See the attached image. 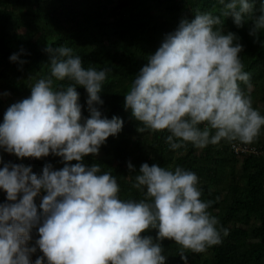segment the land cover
<instances>
[{
  "label": "clouds",
  "instance_id": "9594fccd",
  "mask_svg": "<svg viewBox=\"0 0 264 264\" xmlns=\"http://www.w3.org/2000/svg\"><path fill=\"white\" fill-rule=\"evenodd\" d=\"M255 2L219 0L218 14L197 10L164 35L124 95L139 133L166 132L164 142L177 156L189 144L196 149L221 141L248 144L260 135L264 116L240 86L252 88L240 58L243 45L236 33L224 30L227 18L238 29L248 24L253 42L264 47V0L260 15L254 14ZM44 51L50 74L32 84L29 97L8 107L0 149L19 159L53 155L64 166L54 170L45 164L39 176L23 164L0 168V190L6 193L0 203V264H33L37 249L43 255L34 264H166L164 240L178 245L188 264L186 253L220 244L228 229L218 230V218L208 211L212 201L201 200L194 172L147 162L137 171L129 162L128 182L143 193L136 201L121 199L116 177L101 174L99 164H84L124 123L117 116L102 117L100 110L99 93L110 69H85L68 46L47 44ZM65 80L71 83L55 84ZM78 87L87 93V118ZM33 229L39 238L30 246ZM151 230L155 237L144 235Z\"/></svg>",
  "mask_w": 264,
  "mask_h": 264
},
{
  "label": "trees",
  "instance_id": "16d2710c",
  "mask_svg": "<svg viewBox=\"0 0 264 264\" xmlns=\"http://www.w3.org/2000/svg\"><path fill=\"white\" fill-rule=\"evenodd\" d=\"M221 7L219 0H0V88L8 98L30 96L32 84L50 74L49 54L44 51L47 44L71 47L85 69H110L99 93L104 101L100 110L102 117L117 116L124 123L116 136L107 138L98 155L84 158V164H99L101 174L110 172L116 177L120 198L136 201L143 193L128 182L129 162L137 171L147 162L171 169L178 165L194 172L199 178L201 200L212 201L208 211L218 218V230L222 226L228 235L221 232V243L204 252L186 253L188 264H264V137L259 135L248 144L221 141L204 149L189 144L177 156L164 142L166 132L139 133L138 122L124 108V95L131 82L164 35L174 31L182 18H194L197 10L218 14ZM260 7L261 0H256L255 15L261 14ZM248 28L246 24L238 29L231 18L224 19L225 32L240 37L243 70L250 74V92L242 83L240 86L262 115L264 105L258 106V102H264V47L253 42ZM40 31L44 34L39 35ZM13 54L18 55L16 62L10 60ZM21 60L26 63L20 64ZM69 83L55 82L57 86ZM76 90L82 116L87 118L86 90ZM6 110L0 96V123ZM235 143L252 150L237 151ZM4 163H12V154L0 149V168ZM49 163L54 170L64 166L61 158L53 155L28 158L26 166L39 176ZM131 175L134 178L136 173ZM44 194L36 198L37 205ZM5 200L6 193L0 190V203ZM155 234L154 230L144 233ZM32 236L30 246L39 238L36 229ZM162 248L166 264H184L173 241L164 240ZM42 255L37 249L31 257L33 264Z\"/></svg>",
  "mask_w": 264,
  "mask_h": 264
},
{
  "label": "rangeland",
  "instance_id": "374dc122",
  "mask_svg": "<svg viewBox=\"0 0 264 264\" xmlns=\"http://www.w3.org/2000/svg\"><path fill=\"white\" fill-rule=\"evenodd\" d=\"M43 31H40L39 32V35H43ZM2 89L0 88V96L2 97V99L4 100V107L6 109H8V107H10L13 103H16V102H19L29 96L27 95H12V97L8 98L4 93H2ZM264 105V102L263 101H259L258 102V106H263ZM262 116H264V112L262 114ZM261 136L264 137V127H262L261 129V133H260ZM32 159V158H30ZM28 158H24V159H19L17 158L14 154H12V163L14 164H23L26 166V162H27ZM239 165H241V160L239 162ZM252 238H253V234H252Z\"/></svg>",
  "mask_w": 264,
  "mask_h": 264
},
{
  "label": "built area",
  "instance_id": "2783aa9c",
  "mask_svg": "<svg viewBox=\"0 0 264 264\" xmlns=\"http://www.w3.org/2000/svg\"><path fill=\"white\" fill-rule=\"evenodd\" d=\"M234 146H235V149L237 150V151H239V150H248V149H250L249 147L248 148H244V147H242L240 144H237V143H235V144H233ZM250 150H252V149H250Z\"/></svg>",
  "mask_w": 264,
  "mask_h": 264
}]
</instances>
